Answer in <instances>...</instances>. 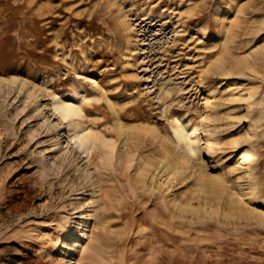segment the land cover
<instances>
[{"label": "rangeland", "instance_id": "rangeland-1", "mask_svg": "<svg viewBox=\"0 0 264 264\" xmlns=\"http://www.w3.org/2000/svg\"><path fill=\"white\" fill-rule=\"evenodd\" d=\"M0 264H264V0H0Z\"/></svg>", "mask_w": 264, "mask_h": 264}, {"label": "bare ground", "instance_id": "bare-ground-1", "mask_svg": "<svg viewBox=\"0 0 264 264\" xmlns=\"http://www.w3.org/2000/svg\"><path fill=\"white\" fill-rule=\"evenodd\" d=\"M58 109H59V111L61 112V111H65V112H67V108H66V106L65 105H62V104H60V105H58V107H57ZM48 121H50V120H48ZM47 121V122H48ZM49 125V128H50V131H52V133L53 134H55V136L56 137H58L59 138V140L61 141V135H60V128H59V124H56V123H51V124H48ZM180 133H181V131H180ZM184 134V133H183ZM182 135V134H181ZM183 136V135H182ZM75 139V141H74V144L76 145L74 148H75V150H83V152L84 153H86L87 154V157H90V159H92L93 158V153L91 152V150L89 151L88 149H85L84 150V144H83V142H82V138L80 137V136H77L76 138H74ZM189 146V145H188ZM64 150H66L65 151V153H67V157H68V159L73 155V153L75 152L74 150H72V147L71 148H68V146L66 147V148H64ZM192 151H194V148L193 149H191ZM67 159V160H68ZM69 161V160H68ZM97 180V179H96Z\"/></svg>", "mask_w": 264, "mask_h": 264}]
</instances>
